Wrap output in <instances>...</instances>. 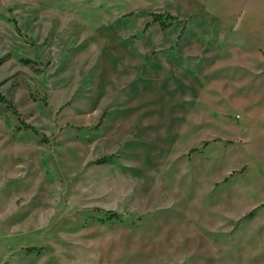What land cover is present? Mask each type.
Here are the masks:
<instances>
[{
	"label": "rangeland",
	"instance_id": "rangeland-1",
	"mask_svg": "<svg viewBox=\"0 0 264 264\" xmlns=\"http://www.w3.org/2000/svg\"><path fill=\"white\" fill-rule=\"evenodd\" d=\"M229 5L0 0V264H264V57Z\"/></svg>",
	"mask_w": 264,
	"mask_h": 264
},
{
	"label": "crops",
	"instance_id": "crops-1",
	"mask_svg": "<svg viewBox=\"0 0 264 264\" xmlns=\"http://www.w3.org/2000/svg\"><path fill=\"white\" fill-rule=\"evenodd\" d=\"M230 2L229 7L234 9L236 4H240L232 14L229 12L220 14L222 18H234V30L241 36L238 40L246 43L251 48L264 57V0H214L218 2ZM264 74V71H262Z\"/></svg>",
	"mask_w": 264,
	"mask_h": 264
},
{
	"label": "trees",
	"instance_id": "trees-1",
	"mask_svg": "<svg viewBox=\"0 0 264 264\" xmlns=\"http://www.w3.org/2000/svg\"><path fill=\"white\" fill-rule=\"evenodd\" d=\"M0 103H2V104H6V105H7V102H6V100L4 99V97L2 96L1 93H0ZM25 128L30 129L29 126H26Z\"/></svg>",
	"mask_w": 264,
	"mask_h": 264
}]
</instances>
